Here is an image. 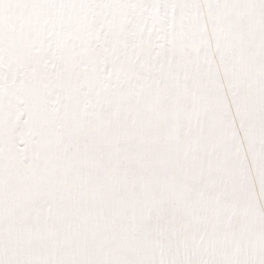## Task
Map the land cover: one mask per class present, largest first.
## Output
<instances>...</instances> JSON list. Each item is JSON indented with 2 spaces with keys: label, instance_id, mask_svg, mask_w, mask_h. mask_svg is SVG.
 Instances as JSON below:
<instances>
[{
  "label": "snow or ice",
  "instance_id": "6c2138e0",
  "mask_svg": "<svg viewBox=\"0 0 264 264\" xmlns=\"http://www.w3.org/2000/svg\"><path fill=\"white\" fill-rule=\"evenodd\" d=\"M0 264H264V0H0Z\"/></svg>",
  "mask_w": 264,
  "mask_h": 264
}]
</instances>
